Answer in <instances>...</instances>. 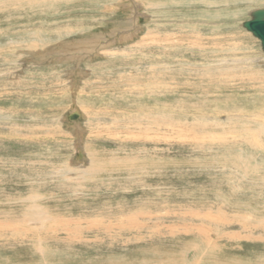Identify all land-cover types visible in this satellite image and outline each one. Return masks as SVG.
<instances>
[{"label":"rangeland","instance_id":"obj_1","mask_svg":"<svg viewBox=\"0 0 264 264\" xmlns=\"http://www.w3.org/2000/svg\"><path fill=\"white\" fill-rule=\"evenodd\" d=\"M133 1L136 6L140 7L134 14L130 12L133 10L122 8L123 4L131 3V0H0V33L2 35L0 36V48H2L0 51V74L1 72L5 74L7 70H15L18 73L22 66L24 68L22 74L28 78L25 80L13 78L14 80H7L6 83L2 81L0 84V91H2L0 92V114L8 115L7 124L3 119H0V156L3 157L2 159L9 157L8 160L13 158L15 161L11 164L12 169H8L10 164H7L9 161L5 159L7 162L5 168L2 167V171L3 169L5 171L2 176L13 177L17 182L15 186L18 185L15 191L17 192L15 198L17 203H13L12 207L15 209L12 210H15L14 213L16 212L18 224L26 225L25 210L28 206L25 200L26 195L39 194L40 199L38 198L37 202L46 207L47 215L73 218V221L69 222L67 230L60 228L54 232H42L37 235L30 233L25 235L23 232V234H17V238L12 242L13 244L11 243L15 248L14 252L10 254L6 251L8 248L5 245L6 239L2 240L0 242L2 245H0V258L7 259L6 257L10 256L12 260H17L26 256V253H30L31 255L37 254L39 257L50 256L52 259L47 264H143L144 262V264H156V261L158 264L160 262L172 264L166 261L169 258L171 260L174 258L173 264H181L185 259L192 260V262L195 260L194 264H264V226L261 230L260 227L257 228L250 224L251 228L241 226V230L238 223L236 226L220 223L223 222L221 220L223 214H231L226 206L228 203L237 202L240 197L242 198L239 199L241 204L251 200V197L247 199L242 192L256 193L258 191V194L261 192L259 196L262 199H260H264L262 197L264 196V135L255 136V138H259V140L256 139L259 143L252 145L249 140L251 136L247 133L240 135L239 131L234 135L229 134L228 131L235 123L240 124L243 119L252 123L251 119L255 118L254 115L264 119V59H257L264 57V52L261 50L260 41L243 27L244 21L250 19L249 12L256 8H263L264 0H217L214 1L215 3L211 0L212 2L208 1L211 3V7H206L197 0ZM129 13L133 20L137 17L136 13L140 15L136 23L131 20L126 22ZM146 14L150 15L149 18L148 16L146 18ZM139 23L140 25H138ZM142 23L143 25H141ZM138 26L143 32L145 30L148 32V29L151 28L152 32L160 35L162 46L156 47L160 52L158 56L161 57L158 62L174 66L172 75H165L166 77L162 78L163 82L167 80L171 81L170 83H176L173 93L161 96V101L166 102H164L166 104L164 110L168 105L173 104L175 107L165 117L164 124L174 123L177 126L181 123H193L196 127L192 130V135L198 136L199 140L192 138L188 141L185 134H179L181 136L176 138L172 133L173 138L162 139L163 141L152 140L154 138L139 141L137 138L135 139L136 135H133L135 132L129 130V132L132 131V134L117 133L115 137L124 139L118 141L111 138L114 136L106 135L105 126L99 124L97 126L95 124L93 127L100 135L90 137L89 134L93 128L89 126V129L87 128V131L82 134L84 137L77 140V133L74 134L71 120L67 118L70 106L74 102L76 90L73 87V91H71L70 84L78 81L76 74L79 70L74 71L73 62L66 63L65 58H68V55L62 52V55H53V52L62 51V42L74 39L79 41L81 38L93 39L94 36L96 39H100V42H109L115 39L113 42L115 45L112 46L120 47L124 45L120 43V39L127 35L126 30L129 28H131L129 33L132 35L137 33L138 36H141L142 31L135 32ZM68 28H73L76 34L72 35L66 30ZM56 31L60 32L61 39L57 36L59 33ZM36 33L41 35L42 39L45 37L46 40L44 39L43 44L39 41L35 42L31 37H27L24 43L20 41V48L25 50L22 54L25 56V54L32 53L33 50H29L25 46L33 45L35 46L34 50L37 47L41 48L42 52L44 50L46 57L42 59L30 54L26 55L24 59L22 58V61L17 60L16 53L18 52L15 45L19 46L16 42L19 34L22 36L32 35L33 37ZM199 35L210 37V40L207 41V44H205L206 40L198 42L199 45L194 41L193 45L189 44L191 39L195 40ZM15 39L14 45L11 40ZM60 40L61 42H59ZM129 40L135 41V38ZM211 40L214 41L213 44L210 42ZM166 45H172V49L165 47ZM99 46L101 45L99 44ZM204 49L206 53L200 55L199 52ZM97 51V49L91 50V55H86V52L75 53L77 56L85 54L80 63L82 68L93 67L96 64V66H100L95 67L96 70L100 71L106 68L109 69V72L114 73L118 70L123 71V68L127 69L136 62L126 59L122 50H111L108 52L110 55L108 57L97 55ZM143 52H146V56H151L148 49ZM153 54L156 55L155 52ZM138 55L139 52L132 49L131 56L137 59ZM54 56L61 58V61L53 59ZM49 58L51 59L49 60ZM141 58L144 57L140 55V60ZM217 58H223L231 66ZM233 58H237V61L245 60L247 62L245 64L239 63L240 61L233 63L234 61L231 60ZM16 61L19 63H14ZM191 61L197 62L194 66L197 69L190 66L191 64L188 62ZM216 62L222 65L223 71L215 72ZM198 63L202 64V69L199 68ZM56 76L62 78L58 79ZM106 77L102 78L103 81L99 80L100 82L92 78L93 82L83 87L85 92L93 91L90 95L95 99L92 104L96 107L105 104L111 106L113 103L119 105L118 98L113 99L114 96L105 93L104 87L108 84V81L105 80ZM219 82L222 83L218 84ZM61 88L63 90L60 93ZM109 91L111 92V89ZM153 95L157 96L155 92ZM129 99L136 98L129 97ZM145 100L149 101L147 98ZM129 102L132 101L121 103V105L126 107L127 103L132 105L136 101ZM133 108L135 106L127 109L129 110V115L126 114L127 118L131 119V113L135 111ZM67 113L68 115H66ZM106 115L103 116L106 117ZM58 116L61 117L59 124L54 121ZM32 118L35 119L31 120ZM256 119H258L257 116ZM83 121L85 122V119H78L80 124ZM9 125H13V128L16 129L15 132L28 137L32 136V139L28 138L27 142L20 138L6 139L11 136V134L5 133H9ZM177 127L184 128L181 125ZM248 130L257 129L252 127ZM214 131L226 135L222 139L225 140L226 145L217 146L220 141L212 143L203 138L208 137L214 141V138L217 137L215 136L217 133H212ZM27 133L31 135L29 134V136ZM164 135L168 136V133L166 132ZM242 136L243 139L239 138ZM239 143L241 147H238ZM77 144L84 146V150L91 157L90 159L95 158L96 165L100 167L99 170H103L96 172L97 175L93 177L102 176V174L110 176L104 175L103 181H98L90 179L92 176L89 175L85 176V179H73L75 172L64 173L66 168H74V164L78 162L75 161L76 158L73 154ZM234 148H236L235 151ZM233 152L239 153L236 161L242 163V166L235 163L232 158ZM120 158H126L124 164L120 166L125 170L111 171L109 174L110 169H117L116 160ZM144 158L149 166L142 164ZM245 162L246 166H250L249 168L244 166ZM14 163L17 164L14 165ZM253 164L256 167H253ZM10 170L11 174H9ZM256 177L261 180L257 179L255 182ZM223 178L233 180L231 183L235 184V187L230 185V188L227 189L229 187L227 183L218 181ZM88 179L89 181H85ZM90 180L92 181L90 182ZM136 182L139 184L129 185ZM1 183L5 185L3 181ZM82 183H85L87 190L85 193L87 195L83 194V198L81 195L78 197L76 192ZM240 184L241 186H239ZM221 185L222 187H220ZM248 186H252L251 189ZM5 190L6 188L3 193L11 192ZM223 190H226L227 193ZM218 192L225 193L227 204L224 205L220 200L216 201L215 194H219ZM95 193L99 194V197ZM124 203L128 204V207ZM118 204L122 205L118 206ZM6 205L8 206V204ZM7 206L4 207L7 208ZM97 207L100 208L96 209ZM218 207L220 210L217 209ZM139 209L149 211L153 217L148 218L145 214H140L138 224L132 225L125 218L136 214ZM216 211H221L222 214H218L219 212ZM155 213L157 215H154ZM249 214L253 220H257L256 222L259 220L264 223V212ZM97 215L102 217L99 220L104 221L103 227L100 229L88 228V220ZM204 215L210 217L206 219ZM202 221L205 225L202 224ZM78 224H84L83 228L74 232V227ZM221 225L222 228H220ZM197 226L202 227L208 233L206 240L194 228ZM238 230L239 232H237ZM28 236L29 238H27ZM37 237L43 238L42 245H38V241L35 240ZM190 241H196L199 248H203L205 252L195 251L198 246H193V243H189ZM212 245L214 248H211ZM153 253L155 255H152ZM132 260L134 263H130Z\"/></svg>","mask_w":264,"mask_h":264},{"label":"bare ground","instance_id":"obj_2","mask_svg":"<svg viewBox=\"0 0 264 264\" xmlns=\"http://www.w3.org/2000/svg\"><path fill=\"white\" fill-rule=\"evenodd\" d=\"M133 0H131V3H127V4H123L122 5V8L123 9H128L129 11L130 10H133V11H130L132 12L131 14H134V12L136 10H138V6H136V4L134 3V1L132 2ZM161 1V0H160ZM168 1H177V0H168ZM186 1V0H184ZM187 1H194V0H187ZM196 1V0H195ZM197 1H201V4L202 5H205L206 7L210 6L211 7V3H209L208 1L212 2L211 0H197ZM214 1H217V0H213ZM21 3V2H20ZM23 3V2H22ZM152 3V2H151ZM215 3V2H214ZM223 3V2H222ZM134 4V5H133ZM17 5V4H16ZM25 5V4H24ZM30 5V4H29ZM150 6V4H149ZM216 6V5H215ZM17 8H18V5H17ZM16 8V9H17ZM32 8V7H31ZM3 9V8H2ZM4 10V9H3ZM19 10V9H18ZM22 10V9H20ZM208 11V10H207ZM206 11V12H207ZM128 12V11H127ZM125 12V13H127ZM128 19H126L128 22V20H131L132 22H135L138 20L139 18V14L136 13L137 17L135 20H133L132 16H130V13L128 14ZM149 18L150 15H147L146 14V18ZM134 17V15H133ZM238 17V16H237ZM144 20H145V16L143 17ZM13 19V18H12ZM144 23V22H143ZM143 23L141 25H143ZM207 23V22H206ZM1 24V23H0ZM140 25V23L138 24ZM118 27V26H117ZM116 27V28H117ZM196 28V27H195ZM131 28H129L130 30ZM67 31H69L72 35H75L76 33H74V29L73 28H68L66 29ZM129 30H126L127 31V35L121 38L120 39V43H123L124 45L123 46H120V47H114L112 45H115L113 44V39L111 41H102L100 42L101 40L100 39H96V36H94L93 39H79V41H76L75 39L72 41V40H69L67 42H62L61 45L63 46V49H61L62 51L58 50L56 52H53V55L55 54H65V55H68L67 57L68 58H65L66 59V63L68 62H73L74 64V71H78V73L76 74V77L78 76V81L70 84L71 85V91L72 88L74 87L76 90H75V95H74V102H72L71 106H70V110H69V114L71 115H74L76 118L71 120V124L74 128V134L77 133V140L83 138L82 137V134L85 133L87 131V128L89 129V126H91L93 129V131H90V134L89 136H96V135H100V133L95 130V128L93 127V125L96 124V126L99 124V125H104L105 126V129L107 130L106 131V135L110 134L114 137H111L113 140L116 139V140H124V139H121L119 137H115V135H117V133H123V132H128V133H131L132 134V131L129 132V130H133L135 132V134L133 135H136L135 139L137 138L139 141H142V140H146L147 138H154L152 140H158V141H161L162 139H170V138H173L171 136V134L173 133L174 136H176V138H178L179 134H185L188 141L192 138H198V136L196 135H192V130L196 127V125H194L193 123H181L177 126H182L184 128H181L179 129V127L175 126L174 123H172L171 125H166L164 124V122L166 121L165 117L168 116L169 112L173 111V109L175 108L174 105H168V109L166 108L164 110V106L166 105L163 100L161 101V96L162 94L163 95H166V93L168 95H170L171 93L174 92L175 90V85L176 83H170L169 81L165 80V82L162 81V78L166 77L167 75H172L171 72L174 71V66L172 65H163L162 63H159L158 60L161 59L159 55V51L156 49V47L158 46H162V43H161V40H160V35L159 34H156L154 31L152 32L151 28L148 29V32L145 30V32L142 31L141 27H136V30L135 32H141V36H138L137 33H134V35H132V33H129ZM144 30V29H143ZM132 31V30H131ZM57 32V31H56ZM57 33H59L57 36L59 37V39L62 38L60 32L58 31ZM129 33V34H128ZM193 33V32H192ZM191 33V34H192ZM187 34V33H186ZM115 35V34H114ZM113 35V36H114ZM125 35V34H124ZM176 35V34H175ZM198 35V34H196ZM0 36L1 33H0ZM117 36V35H116ZM178 36V34H177ZM193 36V35H192ZM27 37H31V38H34L33 40L36 41H39V42H43L45 37L42 39L41 35H38V33H36L33 37L32 35H28V36H22L19 34V37H18V40L16 41L15 40H11V42L14 44L16 41L17 45H15V48L17 50L18 53L17 54V60H21L22 58L24 59L25 56H29L30 54L32 55H35L34 57H39V58H42L44 59V57H46L44 54V50L43 52L41 51V48L38 49H35L34 50V47L35 46H31V45H26L25 47H27L29 50H33L32 53L30 54H25V56L22 54L25 50H23V48H20V41L22 43H24L26 40ZM135 38V41L133 40H129V39H132V38ZM190 37V36H189ZM194 37V36H193ZM205 37V38H204ZM201 36L199 35L197 38L194 39H191V41H189V44L191 43L193 45L194 42H196L198 44V42H205V44H207L210 39V37H206V36ZM10 38V37H9ZM111 38V37H110ZM117 38V37H116ZM119 38V37H118ZM103 39V38H102ZM108 39V38H107ZM170 39V38H169ZM190 39V38H188ZM187 39V40H188ZM213 39V38H211ZM46 40V39H45ZM78 40V39H77ZM118 41V40H117ZM128 41V42H126ZM194 41V42H193ZM47 42V41H46ZM61 42V40L59 41ZM168 42V41H167ZM193 42V43H192ZM211 43L214 42V41H210ZM1 43V42H0ZM32 43V42H31ZM38 43V42H37ZM95 43V44H94ZM97 43V44H96ZM164 43V42H163ZM166 43V42H165ZM43 44V43H42ZM50 45V43H48ZM66 44V45H65ZM74 44V45H73ZM99 44L101 46H99ZM170 44V43H169ZM200 44V43H199ZM198 44V45H199ZM204 44V43H203ZM213 44V43H212ZM215 44V43H214ZM40 45V44H39ZM65 45V46H64ZM73 45V46H72ZM220 45V44H218ZM45 46V45H44ZM74 48H72V47ZM172 45H166L165 47H169L172 49L171 47ZM174 46V45H173ZM43 47V46H42ZM47 47V46H45ZM44 47V48H45ZM220 47V46H219ZM50 48V47H49ZM204 48H207V47H204ZM2 48H0V51H1ZM14 49V51H15ZM93 49H97V55L99 56H104V57H108L110 56L109 55V51L111 50H115V49H118L119 51L122 50V52H124V56L126 55V59L128 60H133V61H136L134 62L135 64H132L130 65L129 67H127V69H124L123 67V71L122 70H118L116 72H109L108 70L109 69H102L100 71L96 70L95 67H100V66H96V64L93 65V67H85V68H82L81 67V62L83 61L84 59V55L82 56H77L75 53H80L81 54L84 52H86V55H91L92 52L91 50ZM132 49L134 50H137L139 52V55L137 56V59H134L135 57H132L131 56V52H132ZM146 49H148L150 52H151V56H146V52H143V51H146ZM167 49V48H166ZM37 50V51H36ZM220 50V49H219ZM218 50V51H219ZM217 51V50H216ZM16 52V51H15ZM62 52V53H61ZM153 52L156 53L153 54ZM210 52V51H209ZM42 53V54H41ZM200 55L206 53L205 49L202 51V52H199ZM216 54V53H215ZM32 55L29 57L31 59ZM63 55V56H65ZM140 55L143 56L144 58H141L140 60ZM212 55V54H211ZM210 55V56H211ZM217 55V54H216ZM215 55V56H216ZM156 56V57H155ZM213 56V55H212ZM220 56V55H219ZM11 57V56H10ZM83 57V59H82ZM201 57V56H200ZM204 57V56H203ZM52 58V57H51ZM49 58V60L51 59ZM56 58L57 60L59 59V57L57 56H54L53 59ZM89 58V57H88ZM191 58V57H189ZM22 59V60H23ZM36 59V58H35ZM61 59V58H60ZM59 59V60H60ZM86 59V57H85ZM202 59V58H201ZM206 59V58H204ZM209 59V58H208ZM218 59H221L222 61H225V63H228L226 60H224L223 58H217ZM237 58H233L231 60H233L234 62L233 63H237L239 61L236 60ZM259 60H263L264 57L262 58H257ZM21 60V61H22ZM27 60V59H26ZM46 60V59H45ZM140 60V62H138ZM13 61V60H12ZM61 61V60H60ZM126 61V60H125ZM148 61H151L149 64L147 63ZM250 61V60H249ZM24 62V61H23ZM22 62V63H23ZM43 62V61H42ZM87 62V61H86ZM85 62V63H86ZM171 62V61H170ZM201 62V61H200ZM205 62V61H203ZM219 62V61H217ZM215 64V68L216 71L215 72H219V71H223L222 69V65H219V64ZM230 62V61H229ZM247 61L245 60H241L239 63H242V64H245ZM10 63V62H9ZM14 63H19L18 61L14 62ZM21 63V64H22ZM65 63V62H64ZM89 63V62H88ZM138 63V64H137ZM172 63V62H171ZM190 63L192 66V68L196 65V63H194V61L192 62H188ZM209 63V62H208ZM207 63V65H209ZM223 63V62H222ZM231 63V62H230ZM20 64V65H21ZM37 64V63H36ZM72 64V63H71ZM229 64V63H228ZM227 64V65H228ZM5 65V64H4ZM7 65V64H6ZM24 65V64H23ZM178 65V64H177ZM202 64H199L198 63V66L199 68H203V66H201ZM204 65V64H203ZM226 65V66H227ZM13 66V65H12ZM229 66H231L229 64ZM1 67V66H0ZM14 67V66H13ZM27 67V66H26ZM118 67V66H117ZM142 67V68H141ZM228 67V66H227ZM10 68V67H9ZM139 68H141V70H139ZM195 69H197V67H194ZM229 68V67H228ZM3 69V68H2ZM200 69V70H201ZM213 69V71H214ZM104 71V72H103ZM214 72V73H215ZM22 73H24V68L21 66V68H19L18 70V73L15 72V70H7V72L5 74H3V72H1L0 74V84H2V81H4L6 83L7 80H14L13 78H21L23 80L25 79H28L25 75H23ZM92 74V75H90ZM74 75V74H73ZM72 75V76H73ZM166 75V76H165ZM217 75V74H216ZM28 76V75H27ZM30 76V74H29ZM107 76V77H106ZM6 77V78H4ZM76 77L73 78L76 79ZM89 77H91L90 79H88ZM103 77H106L105 80L108 81V84H106V86L104 87L105 88V93L107 94H110V96H114L113 99L115 98H118L120 100V102H117L119 103V105L113 103V105L111 106H108L109 104H105L103 106H94L92 103L93 101H95V99H93V96L90 95V93L88 92H85L86 90L83 89L84 86H87L89 84H91L93 81H92V78H95L98 80V82L100 81H103ZM215 77V76H213ZM56 78L58 79H61L62 77L61 76H56ZM54 78V79H56ZM77 80V79H76ZM100 80V81H99ZM104 80V81H105ZM164 80V79H163ZM57 81V80H56ZM105 81V82H106ZM60 83V82H58ZM222 82H219L218 84H221ZM4 84V83H3ZM30 84V83H29ZM94 84V83H93ZM213 84V83H212ZM6 86V84H5ZM219 86V85H218ZM98 87V86H97ZM102 87V86H101ZM9 88V87H8ZM21 89V88H20ZM91 89V88H90ZM111 89V92L109 91ZM62 88H61V91L60 93L62 92ZM14 91V90H13ZM2 92V91H0ZM21 92V91H20ZM153 92L156 93L157 96H154L153 95ZM26 93V92H25ZM74 93V92H73ZM1 94V93H0ZM14 94V92H13ZM17 94V93H16ZM18 95V94H17ZM19 96V95H18ZM17 96V97H18ZM129 97H135L136 99L134 100H130ZM145 98H147V100L151 101V103H148L149 101H146ZM73 101V100H71ZM111 101V100H110ZM128 102V101H136V102H133L132 105L128 104L127 103V106L124 107L121 105V103H125V102ZM132 102H129V103H132ZM60 103V102H59ZM136 103V104H135ZM132 106H135V111H133L131 114V119L130 117L127 118L126 117V114L129 115V107H132ZM169 107H171L169 109ZM62 109V108H60ZM73 112V114H72ZM5 114V113H4ZM104 114H107L106 117H104L103 115ZM134 114V115H133ZM260 114V113H259ZM60 115V114H59ZM68 115V113L66 114ZM65 115V116H66ZM134 116V117H133ZM256 116L258 119H256ZM254 115L253 117L255 118H252V123H248L247 120H242V122H240V124L238 123H235L233 126H232V129L228 130L229 131V134H237V132L240 131V135L242 134H246L247 135H250L251 136V139L250 142L252 145H257L259 143V141L257 142L256 139L258 137H260V134H263L264 135V119H262L261 117H259L258 115ZM56 119H54V121L57 122V124L60 123V119L61 117L58 116V117H55ZM67 118V117H66ZM85 119V122L83 121V123H79L78 122V119ZM0 119H3L5 121V123L7 124V120H8V115H4L2 116L0 114ZM35 119V118H34ZM33 118L31 120H34ZM68 119V118H67ZM104 119V120H103ZM256 119V120H254ZM1 121V120H0ZM103 121V124H101ZM67 122V120H66ZM3 123V122H2ZM167 123H170V122H167ZM69 124V125H71ZM68 125V124H67ZM29 126V125H28ZM19 127V126H18ZM25 127V126H23ZM250 127V128H249ZM255 128L257 130H248V129H251V128ZM8 129H9V133L8 132H5L7 134H11V136H8V138L6 139H18L20 138V140L22 139L23 141L27 142L28 141V138L29 139H32V136L31 137H28V136H24L23 134H20L18 132H15L16 129L13 128V125H9L8 126ZM27 129V128H25ZM240 129V130H238ZM19 131V130H18ZM153 131V133H152ZM26 132V131H25ZM24 132V133H25ZM168 133V136L164 135L165 133ZM181 132V133H180ZM219 131H214L212 133H217L215 136L216 139L214 138V141L210 140L208 137H203L205 140L207 139V142H212V143H217L218 141H220L217 146H221V145H226L225 143V140H222L226 135L225 134H221V133H218ZM23 133V132H22ZM149 133V134H148ZM28 134V133H27ZM30 134V133H29ZM28 134V135H29ZM69 134V133H68ZM71 134V133H70ZM73 134V133H72ZM119 134V135H120ZM151 134H153L151 136ZM227 134V133H226ZM252 134V135H251ZM23 135V136H22ZM31 135V134H30ZM29 135V136H30ZM188 135V136H187ZM198 135V134H197ZM42 136V135H41ZM171 136V137H170ZM244 136V135H243ZM243 136L242 137H239V138H242L243 139ZM255 136H258L255 138ZM16 137V138H15ZM23 137V138H22ZM35 139V138H33ZM38 139V138H37ZM36 139V140H37ZM126 139V138H125ZM185 139V138H184ZM183 139V140H184ZM247 139V138H246ZM39 140V139H38ZM115 140V141H116ZM194 140V139H193ZM199 140V138H198ZM259 140V138H258ZM12 141V140H11ZM163 141V140H162ZM10 142V141H9ZM80 142V141H79ZM78 142V143H79ZM192 142V141H191ZM197 142V141H196ZM243 142H247V141H243ZM77 143V142H76ZM80 144V143H79ZM81 145V144H80ZM199 145V144H198ZM202 145V143L200 144V146ZM241 147L240 143L238 145V147ZM158 147V146H157ZM198 147V146H197ZM237 147V148H238ZM90 148V147H89ZM228 148V147H227ZM230 148V147H229ZM22 149V148H21ZM231 149V148H230ZM236 148H234V151H235ZM158 150V149H157ZM157 153V152H156ZM162 153V152H161ZM234 153V152H233ZM52 154V153H51ZM74 157L76 158L75 161L77 162V164L75 163L74 164V168H66L64 173L66 174H69L70 171L72 172H75V175L73 177L74 178H81V179H85V176L89 175V176H92V180H98V181H103L104 179V175L105 174H102V176H98V177H93L94 175H97L95 174L96 172L98 173L99 171H103L102 169H100V167L98 165H96V160L95 158H92L90 159L91 157H89V154L88 152H86L84 150V146H79L78 144L76 145V151H74ZM79 154H81V157H79ZM88 154V155H87ZM157 155V154H156ZM159 155H162L159 153ZM239 155V153L236 152V154H232V158L235 160V163L237 164H240L241 166L243 165L242 163H239L238 161H236V159L238 158L237 156ZM113 157V155H112ZM161 157V156H160ZM3 157L0 156V242H2V240L6 239V246L8 248H6V251H8V253L10 254L11 252H14L13 249L14 246L11 245V243L15 240V238H17V234L19 235V233L21 234H27L29 235L30 234H33V235H37V234H41L42 232L46 233V232H54L58 229H64V230H67L69 224L73 221V218H69V217H57V216H50V214L47 215L46 213V207H43L41 206L37 201V199L40 197L39 194H31V195H26V198L25 200L27 201V208L25 210V218H26V225H23V226H20L21 224H18V222L16 221L17 217L15 216L16 212L14 213L13 211L15 210H12V209H15V207H12L13 203L16 204L17 203V199L15 200V198L17 197V192H15L17 189L16 187L18 186H15V183H17L13 177H3L2 176V173L4 171H2V167H4L6 165V160H8L9 157L7 158H4L2 159ZM38 158V157H37ZM114 158V157H113ZM115 159V158H114ZM126 158H120V159H117V163H116V167L117 169L114 170V169H110V171L108 172L110 174V172L112 171H115V172H121V170H125V169H122L120 168V166H122L124 164V160ZM154 159V158H153ZM33 160V159H32ZM5 161V162H4ZM9 162H7V164L9 163L10 164V167L8 169H12V163L15 162L13 161V158H10L8 160ZM152 161V160H151ZM36 162V161H35ZM40 162V161H39ZM61 162V161H60ZM18 163V162H17ZM16 163V164H17ZM51 163V162H50ZM62 163V162H61ZM171 163V162H170ZM14 163V165H16ZM65 164V163H64ZM142 164H145L147 166H149L148 162H146V159L144 158L143 159V163ZM26 165V164H25ZM35 165V164H33ZM252 165V164H251ZM254 166L253 167H256L255 164H253ZM27 166V165H26ZM32 166V165H31ZM66 166V165H65ZM246 168H249L248 166H246V162H245V165H244ZM8 167V166H6ZM14 167V166H13ZM5 168V167H4ZM16 168V167H15ZM41 168V167H40ZM14 169V168H13ZM33 169V168H32ZM151 169V168H150ZM157 169V168H156ZM155 169V170H156ZM168 169V168H167ZM6 170V169H5ZM35 170V169H34ZM39 170V169H38ZM164 170V169H163ZM36 171V170H35ZM34 171V172H35ZM162 171V170H161ZM5 172V171H4ZM11 170H10V173L11 174ZM32 172V171H31ZM30 172V174H31ZM153 173V172H152ZM13 175V174H12ZM11 175V176H12ZM26 175V174H25ZM65 175V174H64ZM17 176V175H16ZM105 176H110V175H105ZM173 176V175H172ZM72 177V176H71ZM4 178V179H3ZM168 178V177H167ZM171 178V177H170ZM242 178V177H241ZM240 178V179H241ZM261 178V177H260ZM72 179V178H71ZM157 179V178H156ZM224 179V178H223ZM223 179H218L219 182H225L228 184V188H230V185L232 187H235V184H232L231 180L230 181V178H225L224 180ZM239 179V180H240ZM257 179L258 181L259 180V177H256V181L257 182ZM90 180V182L92 181ZM110 180V179H108ZM4 182L5 185H3L1 182ZM85 181H89L88 180H85ZM105 181H107V179H105ZM161 181V180H160ZM94 182V181H93ZM97 182V181H95ZM189 182V181H188ZM216 182V181H214ZM141 183V182H140ZM172 183V182H171ZM237 183V182H236ZM85 183H82L80 186H79V189L76 191L77 194H78V197H81L83 198V194L87 193V190L85 189ZM91 184V183H90ZM139 183H133V184H129L130 186H134V185H137ZM151 184V183H150ZM253 184H256V183H253ZM141 185V184H140ZM154 185V183H153ZM152 185V186H153ZM207 185V184H206ZM214 185V184H213ZM218 186V184H217ZM241 186V184L239 185ZM247 186V184H246ZM99 187V186H98ZM138 187V186H137ZM136 187V188H137ZM157 187V186H156ZM222 187V185L220 186ZM243 187V186H242ZM251 187L252 186H248ZM247 187V188H248ZM254 187V186H253ZM4 188H6L5 191H8L10 190L11 192H4L3 193V190ZM139 188V187H138ZM143 188V187H142ZM161 188V187H159ZM218 188V187H217ZM238 188V187H237ZM236 188V189H237ZM255 188V187H254ZM155 189V187H154ZM215 189V188H214ZM242 189V188H241ZM244 189V188H243ZM258 189H260L258 187ZM14 190V191H13ZM140 190V189H139ZM156 190V189H155ZM235 190V188H234ZM262 190V188L260 189ZM143 191V190H142ZM217 191V190H216ZM223 191H226V190H223ZM237 191H242V190H237ZM236 191V192H237ZM245 191V190H243ZM249 191V190H248ZM252 191V190H251ZM254 191V190H253ZM256 191V190H255ZM141 192V191H140ZM220 192V191H219ZM218 192V193H219ZM229 192V191H228ZM258 192V191H257ZM251 193V192H242L246 198L248 199L249 197H251V200L250 201H246V203L244 202V204H241V200L239 201V198L237 200V202L239 201V203L237 202H230L228 203V208L229 210L231 211V214H223L221 217V220L223 222H220L221 224L223 223V225H237V223L240 225H238L240 228L241 226L243 228H246L247 226L250 227V224H252L253 226H257L260 227V229L262 228V226H264V223L262 222H256L257 220H253L252 219V216L249 214V213H257L259 214V212H264V199L261 200L262 198L259 196V194L261 193ZM139 193V192H138ZM143 193V192H142ZM227 193V191L225 192ZM225 193H219V194H215V198H216V201L218 202V200H220L224 205L227 204L226 203V196H225ZM248 193V194H246ZM14 194V195H12ZM97 195V197H99V194L95 193ZM157 194V193H156ZM224 194V195H223ZM231 194V193H230ZM237 194V193H236ZM240 194V193H239ZM19 195V194H18ZM87 195V194H85ZM94 195V194H92ZM183 195V194H182ZM241 195V194H240ZM264 195V194H263ZM171 196V194H170ZM232 196V195H231ZM102 197V196H101ZM190 197V196H189ZM264 197V196H262ZM82 198H79V199H82ZM138 198V197H137ZM158 198V197H157ZM261 198V199H260ZM20 199V198H19ZM40 199V198H39ZM156 199V198H155ZM233 199V198H232ZM242 199V198H241ZM89 200V199H88ZM86 200V201H88ZM94 200V199H92ZM157 200V199H156ZM155 200V201H156ZM169 200V199H168ZM236 200V199H234ZM90 201V200H89ZM160 201V200H159ZM152 202V201H150ZM161 202V201H160ZM174 202V201H173ZM182 202V201H181ZM172 203V202H171ZM170 203V204H171ZM8 204V206L6 205ZM10 204V205H9ZM26 204V203H25ZM144 204V203H143ZM146 204V203H145ZM156 204V203H155ZM167 204V203H166ZM24 205V204H23ZM122 204H118V206H121ZM124 205H127L126 207H128V204H125ZM131 205V204H130ZM4 206H7V208H5ZM160 206V205H159ZM117 207V206H116ZM125 207V206H124ZM156 207V206H155ZM165 207V206H164ZM163 207V208H164ZM100 207H97L96 209H98ZM28 209V210H27ZM102 209V208H101ZM137 209V208H136ZM156 209V208H155ZM159 209V208H158ZM182 209V208H181ZM217 209L220 210V207H218ZM144 209H139L138 211H136V214H131V216H128L126 217L125 219L130 222L132 225H137L138 224V217H140V214H145L146 216H148V218H152L153 215L152 213H150L149 211H145L143 212ZM178 210V209H177ZM153 211V210H152ZM157 211V210H156ZM155 211V212H156ZM165 211V210H164ZM214 211V210H213ZM227 211V210H226ZM246 212V213H243V212ZM48 212V210H47ZM154 212V211H153ZM180 212V211H179ZM182 212V211H181ZM215 212V211H214ZM217 212V211H216ZM219 212V213H218ZM217 213L218 214H222L221 211H218ZM172 213V212H171ZM215 213V214H217ZM23 214V213H22ZM190 214V213H189ZM201 214V213H200ZM208 214V213H207ZM257 214V215H258ZM23 215V216H24ZM120 215V214H119ZM154 215H157L156 213ZM170 215V214H168ZM172 215V214H171ZM121 216V215H120ZM124 216V215H123ZM144 216V215H143ZM92 217V216H91ZM155 217V216H154ZM197 217V216H196ZM210 216L209 215H204V218L208 219ZM214 217V216H213ZM216 217V216H215ZM255 217V216H253ZM257 217V216H256ZM69 218V219H68ZM99 218L102 219V217H99L98 215L96 217H92L91 219L88 220V225L87 227L88 228H96V229H100L102 228L105 223H103L104 221H100ZM137 218V219H136ZM21 219V218H20ZM143 219V218H142ZM256 219V218H255ZM202 220V219H201ZM218 220V219H217ZM125 221V220H124ZM22 222V221H21ZM24 222V220H23ZM70 222V223H69ZM78 222V221H77ZM80 222V221H79ZM87 222V221H86ZM85 222V223H86ZM101 222V223H100ZM205 222V221H204ZM208 222V221H207ZM84 223V222H83ZM109 225V223H107ZM202 224L203 221H202ZM64 225V226H63ZM84 224H81V225H76L74 227V232L75 230H78V229H81L83 228ZM205 225V224H204ZM215 225V223H214ZM218 225H219V222H218ZM155 226V225H154ZM170 226V225H168ZM194 226V225H193ZM252 226V227H253ZM188 227V226H187ZM211 229L212 227L209 226ZM220 227V226H219ZM228 227V226H227ZM109 228V227H108ZM113 228V226H112ZM172 228H175V227H172ZM196 230H198L197 232L200 233V235L202 236L203 239L206 240V238L208 237V233H206V231L202 228V227H194ZM222 228V225L221 227ZM219 228V229H220ZM224 228V227H223ZM251 228V227H250ZM107 229V227H106ZM216 229V228H215ZM218 229V230H219ZM248 229V228H247ZM246 229V231H247ZM255 229V228H254ZM240 230V229H239ZM239 230L237 232H239ZM242 230V228H241ZM244 230V229H243ZM262 230V229H261ZM221 231V230H220ZM254 231V230H253ZM23 232V233H22ZM167 232V231H166ZM213 232V231H212ZM219 232V231H218ZM243 232V231H242ZM252 232V231H251ZM73 233V232H72ZM220 233V232H219ZM233 233V232H232ZM20 234V235H21ZM179 234V233H178ZM224 234V232H223ZM234 234V233H233ZM6 235V236H5ZM8 235V236H7ZM242 235V233H241ZM32 236V235H31ZM49 236V235H48ZM224 236V235H223ZM225 236H227L225 234ZM230 236V235H229ZM228 236V237H229ZM232 236V235H231ZM240 236V234H239ZM246 236V235H244ZM257 236V235H256ZM43 237V236H42ZM42 237H37L35 238L36 241H38V245H40L42 243V240L43 238ZM212 237H214L212 235ZM218 237V236H217ZM216 237V238H217ZM29 238V236L27 237ZM215 238V239H216ZM231 238V237H230ZM234 238V236H233ZM32 240V239H31ZM196 240V239H195ZM219 240V239H218ZM217 241V240H216ZM18 242V241H17ZM24 242V241H23ZM34 242V241H33ZM197 242H198V239H197ZM196 241L195 242H189V243H193L192 245L193 246H198ZM212 242V241H211ZM4 243V242H3ZM30 243V242H29ZM197 243V244H196ZM13 244V243H12ZM1 245V244H0ZM10 245L12 246L10 248ZM34 245V244H33ZM37 245V244H36ZM42 245V244H41ZM204 245V244H203ZM2 246V245H1ZM40 247V246H39ZM211 248H214L213 245ZM3 250V249H2ZM40 250V249H39ZM41 250H43V248L41 247ZM69 250V249H68ZM198 250L200 251V253H204V249L201 247L199 248V246L197 248H195V251ZM211 250V249H210ZM29 252V251H28ZM16 253V252H15ZM18 253V252H17ZM37 254L35 255H31L30 253H26V256L22 257L21 259H17V260H12V258L9 257H6L7 259H5L4 257L3 258H0V264H47V262L52 259L50 256H36ZM140 255V254H139ZM152 255H155V253H153ZM183 255V254H181ZM36 256V258H35ZM11 261H13L11 263ZM134 260L130 261V263H134L133 262ZM166 261L170 262L173 264L174 262V258L171 260L170 258L167 259ZM17 262V263H16ZM22 262V263H21ZM196 261L194 260V262H192V260H184L181 264H194ZM145 263V262H144ZM143 263V264H144ZM156 264L157 261L155 262ZM141 264V263H140ZM147 264V263H146ZM160 264H163V262H160Z\"/></svg>","mask_w":264,"mask_h":264},{"label":"water","instance_id":"obj_3","mask_svg":"<svg viewBox=\"0 0 264 264\" xmlns=\"http://www.w3.org/2000/svg\"><path fill=\"white\" fill-rule=\"evenodd\" d=\"M249 17L250 19L244 21L243 27L260 41L261 50L264 52V7L251 10ZM75 118L74 115H68L69 120ZM79 157H81V154H79Z\"/></svg>","mask_w":264,"mask_h":264}]
</instances>
